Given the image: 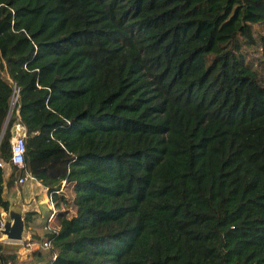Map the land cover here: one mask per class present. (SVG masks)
I'll return each instance as SVG.
<instances>
[{
  "label": "trees",
  "instance_id": "obj_1",
  "mask_svg": "<svg viewBox=\"0 0 264 264\" xmlns=\"http://www.w3.org/2000/svg\"><path fill=\"white\" fill-rule=\"evenodd\" d=\"M26 174L51 245L0 264H264V0H0V209Z\"/></svg>",
  "mask_w": 264,
  "mask_h": 264
},
{
  "label": "rangeland",
  "instance_id": "obj_2",
  "mask_svg": "<svg viewBox=\"0 0 264 264\" xmlns=\"http://www.w3.org/2000/svg\"><path fill=\"white\" fill-rule=\"evenodd\" d=\"M7 167V169L12 166L11 164H7L5 165ZM36 181L34 179V177L32 176H28L25 183L24 184H17V183H14L12 185V188H8L6 187L5 188V194H6V197H10L12 194L15 195V193L18 191H21L23 197L22 198H25V206L27 208L28 204L29 206L31 205H38L39 208L41 209V215H39V218L42 219V216L43 215H46L47 213H50L51 211V208H50V202L48 201L49 199V195L48 193L46 192V189L44 187L43 184H40L38 183L37 181L35 182L36 184L33 185V182ZM64 192L66 195H72L73 192L71 191V186L68 185V186H65L64 187ZM18 194V193H17ZM12 200V199H11ZM17 203H21V208L23 206L22 202L20 201H17ZM55 205V203H54ZM62 206V204H61ZM56 207V206H55ZM26 211V210H25ZM24 211V212H25ZM71 213L72 211H74L73 209L70 210ZM0 213H2V211H0ZM1 216L3 215L0 214ZM24 215V214H23ZM56 223V218L54 217L51 224L54 225ZM5 237L2 235V233L0 232V244H8V245H11L14 247V249L18 252L19 249H20V245L19 244H15L11 241H8V240H4ZM8 249L12 250L13 248H10V247H7ZM46 249V248H44ZM33 259V258H32ZM33 263V260H29V259H23L21 261H18L16 264H32Z\"/></svg>",
  "mask_w": 264,
  "mask_h": 264
},
{
  "label": "built area",
  "instance_id": "obj_3",
  "mask_svg": "<svg viewBox=\"0 0 264 264\" xmlns=\"http://www.w3.org/2000/svg\"><path fill=\"white\" fill-rule=\"evenodd\" d=\"M24 154H25V130L23 128V126L19 123L16 122L14 124V134L12 136L11 139V148H10V160L11 162H13L14 164L18 165V166H22L23 162H24ZM29 175L26 174L23 177H20L18 179L19 182L23 183L27 177ZM49 195V199L48 201L50 202V208L51 211L49 213V215L47 216V221L44 225L45 229H51L53 227V225L51 224L53 218H54V213L56 211L55 209V205H54V200L52 198L51 194ZM3 223L0 217V227H2ZM5 240V239H4ZM10 241V240H8ZM15 244H19L20 245V249L19 252H26L29 249H34V248H48L51 245V241L49 240H45L42 242L36 241V240H29V238H25L22 240H18V241H11Z\"/></svg>",
  "mask_w": 264,
  "mask_h": 264
},
{
  "label": "water",
  "instance_id": "obj_4",
  "mask_svg": "<svg viewBox=\"0 0 264 264\" xmlns=\"http://www.w3.org/2000/svg\"><path fill=\"white\" fill-rule=\"evenodd\" d=\"M2 136V133H1ZM9 199V206L7 210L0 209L3 215L1 216L2 227H0V232L5 237L6 240L10 241H18L25 239L24 231H25V220H24V212L21 209V205L19 203ZM0 213V214H2Z\"/></svg>",
  "mask_w": 264,
  "mask_h": 264
},
{
  "label": "crops",
  "instance_id": "obj_5",
  "mask_svg": "<svg viewBox=\"0 0 264 264\" xmlns=\"http://www.w3.org/2000/svg\"><path fill=\"white\" fill-rule=\"evenodd\" d=\"M8 172H10V169L9 168L6 170V173L5 174H7ZM35 180L38 183H40L37 179H35ZM25 181H24V183H25ZM36 181L33 182V185L36 184L35 183ZM24 183H22V184H24ZM10 188H12V187H10ZM63 191H64V189H63ZM22 197H23V195H22L21 191H18L17 190V192L15 193V195L12 194L11 199L13 201H15V202H17V201L22 202L23 206H22L21 209L23 210V212L25 210H32L34 212L33 215H32L33 219L29 222V225L28 226H25L24 238H29L30 236L31 237H35V235H37V234L44 235V230L45 229H44L43 225H44V223H46L47 216L49 215V213H47L46 215H43L42 216V219L39 218V215H41V209L39 208V206L37 204L35 206L34 205L29 206V204H28V206L26 208V206H25V198H22ZM20 205H21V203H20ZM34 239H36V238H34ZM42 250H45V249L42 248ZM20 253H22V252H20ZM28 259L31 260L32 258H28Z\"/></svg>",
  "mask_w": 264,
  "mask_h": 264
},
{
  "label": "clouds",
  "instance_id": "obj_6",
  "mask_svg": "<svg viewBox=\"0 0 264 264\" xmlns=\"http://www.w3.org/2000/svg\"><path fill=\"white\" fill-rule=\"evenodd\" d=\"M12 102H14V101H12ZM55 209H56V207H55ZM56 212V211H55ZM1 217V216H0Z\"/></svg>",
  "mask_w": 264,
  "mask_h": 264
}]
</instances>
